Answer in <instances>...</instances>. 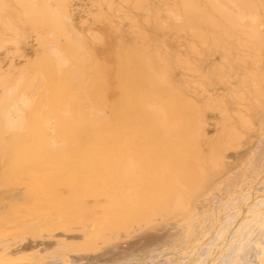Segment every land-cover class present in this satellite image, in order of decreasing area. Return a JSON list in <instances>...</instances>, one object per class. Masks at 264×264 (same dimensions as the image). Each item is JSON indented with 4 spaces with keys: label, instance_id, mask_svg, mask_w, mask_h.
<instances>
[{
    "label": "bare ground",
    "instance_id": "bare-ground-1",
    "mask_svg": "<svg viewBox=\"0 0 264 264\" xmlns=\"http://www.w3.org/2000/svg\"><path fill=\"white\" fill-rule=\"evenodd\" d=\"M134 2L160 18L152 0ZM74 3L0 0V50L29 30L40 45L18 74L0 61L5 181L24 185L28 200L13 220L76 225L20 245L0 240V264H264V186L246 189L264 185V132L259 146L252 133L264 115V0H181L169 14L200 39L202 61L150 37L119 42L113 67L77 28ZM177 67L198 74L200 101ZM211 116L220 130L209 142ZM247 145L233 170L227 151ZM136 226L143 235L130 238ZM123 232L125 246L113 240Z\"/></svg>",
    "mask_w": 264,
    "mask_h": 264
},
{
    "label": "rangeland",
    "instance_id": "rangeland-1",
    "mask_svg": "<svg viewBox=\"0 0 264 264\" xmlns=\"http://www.w3.org/2000/svg\"><path fill=\"white\" fill-rule=\"evenodd\" d=\"M74 1L75 13L77 14V28H79L99 54L98 60L108 64L110 67L115 66V62L110 56L117 49L119 42L124 41L129 44L136 42L141 43L143 38L150 39V37L154 38L153 45L163 52H179L190 60L194 58L198 61H202L203 56L198 53L202 47L200 39L192 33L190 27L185 26L184 21L182 23L177 22L169 14V11L172 9L182 12L179 7L181 0H168V15L162 0H152L153 5L160 9V18L158 19L147 11V3L142 7H138L135 5L134 0H115V5L112 9L105 5L102 7V11L94 5V0ZM159 25H164L165 27L160 28ZM29 31L28 38L21 43H9L8 46L0 50V61L6 72L12 71L13 74H18L21 68L29 66L30 63L38 57L40 45L36 39V34L33 33L32 30ZM202 31H205L203 27ZM194 46L196 47L194 48ZM176 80L184 87L189 96L200 101V89L197 87L196 83V80H198L197 73L188 71L183 67H177ZM1 90L0 88V93ZM211 117V125L209 126V133L206 138L209 142L218 137L220 130V128L218 129L216 127L215 122H217V119L213 116ZM261 117L263 120L261 119L256 125L258 130L252 132L256 133L255 139L258 141L255 146L260 145L261 130L264 132V115ZM244 137L245 139L249 137L248 130H246ZM204 147L205 152H208L210 147L206 144ZM239 152H242L241 155H238ZM248 156V145L243 148H231L227 151L226 162H230V166L233 170H242L244 163L238 165V161L241 158L247 161ZM7 164L6 157L0 151V232L3 233L0 234V240L10 238L16 241V245H20L24 242L49 239L46 236L50 237L56 232L66 231L64 227L43 228L41 222L36 220L34 215H30L26 218V220L29 218L33 221L29 227H25L23 222L21 223L18 219L13 220L15 215L17 217L25 216L28 200L21 195L22 192L25 191L24 185L6 183L5 179L8 171ZM262 176H264V172L258 177L261 178ZM262 180L263 179H257L252 183L249 181V184L253 185V187L249 185L246 189L253 191L254 186L263 188L264 185L261 184ZM263 191L262 189L260 193H263ZM63 195L68 197L69 194L64 192ZM160 220L161 219L158 221ZM73 228L75 229L76 225L73 226ZM137 228L136 226L132 229L130 238L132 236L143 235V233L140 234V229ZM40 229H42V231ZM74 229L66 232L72 234ZM130 238L123 232L119 239L113 240H120L123 242L121 245L125 246L131 242L132 239ZM102 244L103 242L100 241L99 245ZM217 256L218 255H216V257Z\"/></svg>",
    "mask_w": 264,
    "mask_h": 264
}]
</instances>
